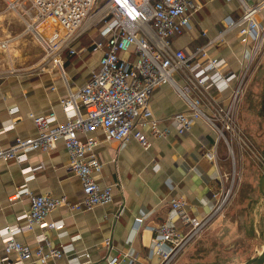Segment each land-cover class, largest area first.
Returning a JSON list of instances; mask_svg holds the SVG:
<instances>
[{"label":"crops","instance_id":"0c3cea01","mask_svg":"<svg viewBox=\"0 0 264 264\" xmlns=\"http://www.w3.org/2000/svg\"><path fill=\"white\" fill-rule=\"evenodd\" d=\"M192 1L200 8L192 14L189 28L176 40V45L189 53L210 42L206 47L210 57L225 59L228 71H242L251 46L240 42L236 29L227 30L229 21L241 16L240 0ZM245 1L255 5L264 0ZM258 20L264 25V7ZM94 31L96 29L79 39L74 45V54L68 51L61 53V69L51 61L42 66V71L39 69L44 61V51L35 38L30 41L16 36L8 41L6 49H0L1 147H8L17 138L28 139L37 135L29 118L31 113L44 115L54 112L57 124L65 122L68 116H74V112L65 113L62 110L60 101L85 84L99 66L102 53L91 51V44L101 38L99 34L96 37L90 35ZM263 65L264 45L250 67L245 87ZM263 89L264 84L261 91ZM228 94L226 92L220 97L221 105L228 103ZM259 96L243 93L234 111L236 130L243 135L246 143L234 139L233 135L231 184L228 182L226 144L223 145L221 139L217 141V133L203 120L196 121L192 129L183 135H178L167 126L166 118L188 109L175 89L167 84L160 85L152 92L150 107L153 116L161 121V128H168L166 137L156 138L145 131L150 146L144 149L134 139L121 143L107 140L99 129L93 132L98 139L94 154L102 165L93 178L101 187L111 186V200L77 212L68 206L58 207L48 215L47 220L62 221L63 228L41 230L35 227L30 232L16 235V240L34 248L44 233L56 248L63 251L61 258L46 264H106L107 258L116 253L127 255L134 260V264H155L156 260L150 256L154 236L152 228L162 223L180 227L170 208L172 199H183L189 215L200 219L213 206L212 194L222 188L231 187V193L242 198L245 196L247 200L261 198L260 165L253 161L249 151L253 156L256 151L261 159L264 157L254 145L258 137L248 130H241L244 118L253 113L264 124L263 108L259 106L261 110L255 111L261 101ZM81 113L84 114L83 111ZM79 137L85 139L86 135L79 133ZM243 150L252 159L245 165L242 162ZM208 151L216 153L214 163L204 157ZM251 163L255 167L249 170ZM67 164L68 152L61 140L51 152H29L23 164L0 160V230L14 224L17 217L29 210V195L15 196L21 187L33 195L64 196L71 205L79 203L82 183L78 176L68 172ZM24 167L32 170L23 173ZM256 171H259L258 175ZM226 206L209 226L216 223L222 225L223 216L229 213ZM136 218H142L138 225ZM212 228L217 229L218 226ZM105 240L110 241L109 248L104 246ZM2 255L4 244L0 239V257ZM10 257L15 255L10 254Z\"/></svg>","mask_w":264,"mask_h":264},{"label":"built area","instance_id":"2783aa9c","mask_svg":"<svg viewBox=\"0 0 264 264\" xmlns=\"http://www.w3.org/2000/svg\"><path fill=\"white\" fill-rule=\"evenodd\" d=\"M19 3L28 7V18L24 20L26 30L34 35L44 51L40 70L49 61L61 69V53L74 54V45L93 29L101 39L93 40L91 51L102 54L89 80L60 101L62 110L72 111L74 116L57 124L54 112L31 113L29 118L37 135L17 138L8 147L0 146V160L23 164L29 152H51L61 140L68 152L67 170L82 183V199L72 205L64 196L33 195L21 187L15 196L29 195L30 207L14 224L0 230L4 244L0 263L46 264L62 257L63 251L44 233L34 248L19 242L15 236L35 227L41 230L63 228L62 221L47 220L58 207L68 206L77 212L111 200V186L101 187L93 178L102 167L94 154L98 139L93 132L99 129L107 140L121 143L134 139L144 149L150 146L145 131L156 138L166 137L168 128H161V121L153 116L150 107L152 92L160 85H170L187 106L186 112L164 120L178 135L189 132L196 121L203 120L217 133V141L223 139L230 151L226 133L232 141L235 136L234 139L246 143L236 130L234 111L244 93L250 67L264 45V25L258 20L264 1L249 5L240 0L241 16L227 24V30H237L241 43L251 46L245 67L238 73L227 70L225 59L208 55L206 47L210 42L189 53L176 45V40L189 28L192 14L200 8L192 0H19L9 6L14 9ZM7 42L1 45L7 46ZM226 92L229 96L224 106L220 97ZM79 133L86 138L81 139ZM204 157L211 163L216 161L214 151L206 152ZM31 170L24 167L22 172ZM230 194L231 187L214 192L210 212L200 219L189 215L183 199H172L170 208L180 227L162 223L152 228L150 256L156 260L155 264H169L222 213ZM135 222L138 225L142 218H136ZM103 243L110 247V241ZM10 254L15 257L11 258ZM106 264H134V260L116 253L107 258Z\"/></svg>","mask_w":264,"mask_h":264},{"label":"rangeland","instance_id":"374dc122","mask_svg":"<svg viewBox=\"0 0 264 264\" xmlns=\"http://www.w3.org/2000/svg\"><path fill=\"white\" fill-rule=\"evenodd\" d=\"M18 1L19 0H0V49L7 48L6 45H1L2 42L6 40L9 41L11 38L16 36L21 38L24 37L30 41L35 38L31 32L26 30V24L24 22V20H27L28 18V7L20 3L18 6L14 7V9L9 6V3L16 4ZM97 34L99 33L96 30L90 35L96 37ZM248 79L249 76L246 79L245 85ZM263 84L264 65L261 67V70L260 68L258 69V72L255 74L252 82L247 84L245 87V95L248 93L261 95L263 92L261 91ZM260 105V103L257 104L255 108L256 112L261 110V108L258 109ZM240 107L241 105H239V108ZM260 121L261 120L257 119V115L255 113L252 115L250 114L244 118V121H242L243 129L241 128V130H248L252 135L258 137L254 142V145L264 157V124ZM225 136L229 141L228 143L230 147H232V139L228 133H226ZM247 136L249 137L248 134ZM221 140L223 141L222 144L225 145L226 143L224 140ZM227 150V157L229 159L227 171L229 176L228 182L231 184V176L233 173V169H231L233 166V155L232 150ZM249 153L253 158V161L258 162L260 165V172L258 171L259 175L256 171V175L260 178L263 167L262 161L264 160L259 157V153L257 154L256 151H254L256 154L255 156H253L250 151ZM242 160L244 165L247 162H250V160L252 161L244 150ZM252 166H254V164L251 163L249 170H251ZM244 174H246V172H244ZM226 205V207L229 208V213L228 216H223L225 219L222 225L220 223H216L215 225L218 226L217 229L212 228L215 226L214 224L212 226H209L210 224L207 225L182 251L177 254L174 259H172L169 264H243L261 252L264 248V202L262 197L259 199H255L254 197L251 200H247L245 196L242 198L235 196L234 193H231ZM231 213L233 214L231 215Z\"/></svg>","mask_w":264,"mask_h":264},{"label":"water","instance_id":"95a60500","mask_svg":"<svg viewBox=\"0 0 264 264\" xmlns=\"http://www.w3.org/2000/svg\"><path fill=\"white\" fill-rule=\"evenodd\" d=\"M259 193L264 202V166L262 167V175L259 179ZM197 264H204V263H197ZM243 264H264V248L261 250V252L257 256L249 259Z\"/></svg>","mask_w":264,"mask_h":264},{"label":"trees","instance_id":"16d2710c","mask_svg":"<svg viewBox=\"0 0 264 264\" xmlns=\"http://www.w3.org/2000/svg\"><path fill=\"white\" fill-rule=\"evenodd\" d=\"M260 97H261V101H260V107L261 108H263V110L262 111H264V89H263V92H262V94L260 95Z\"/></svg>","mask_w":264,"mask_h":264}]
</instances>
